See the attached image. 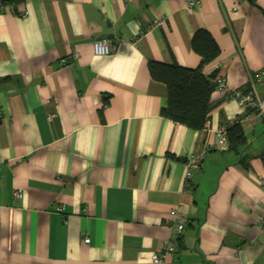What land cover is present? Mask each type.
Listing matches in <instances>:
<instances>
[{"label": "crops", "instance_id": "0c3cea01", "mask_svg": "<svg viewBox=\"0 0 264 264\" xmlns=\"http://www.w3.org/2000/svg\"><path fill=\"white\" fill-rule=\"evenodd\" d=\"M4 6L0 264H151L155 254L164 264H264V117L233 96L264 95V0ZM199 30L219 48L202 75L227 86L212 92L203 131L161 115L167 89L148 71L150 62L197 69ZM100 39L107 56L93 53ZM234 123L244 142L218 150L214 131ZM199 154L184 187L186 162ZM172 210L183 218L178 234Z\"/></svg>", "mask_w": 264, "mask_h": 264}, {"label": "trees", "instance_id": "16d2710c", "mask_svg": "<svg viewBox=\"0 0 264 264\" xmlns=\"http://www.w3.org/2000/svg\"><path fill=\"white\" fill-rule=\"evenodd\" d=\"M191 48L202 59L197 69L189 70L150 62L148 71L153 80L164 83L167 89V106L161 115L192 130L203 131L212 109L210 97L216 85L215 74L204 77L201 70L202 66L218 57L219 48L204 30H199L193 35ZM226 138L229 148L244 142L238 123L226 128Z\"/></svg>", "mask_w": 264, "mask_h": 264}, {"label": "built area", "instance_id": "2783aa9c", "mask_svg": "<svg viewBox=\"0 0 264 264\" xmlns=\"http://www.w3.org/2000/svg\"><path fill=\"white\" fill-rule=\"evenodd\" d=\"M4 1L5 0H0V13L8 12V9H6L4 6ZM198 3L199 2H191L189 3V6L193 8L194 6L198 5ZM26 15H27V12L20 13L21 17H24ZM160 23L161 21L155 20L152 26H158ZM92 49H93V53L95 56H107L110 54L112 50L109 41L106 39H100V40L94 41L92 44ZM73 57L77 58V54H74ZM214 82H215L217 91L219 92L227 91V88H226L227 86L225 85L224 81L219 76H217L214 79ZM256 83L259 84V86L262 88L263 94H264V69L256 72ZM228 96L230 97L229 94ZM233 96L236 99H238L239 103L243 107L248 109L250 112H252L256 116L264 117V95L258 96L255 93H251L248 95H242L240 93H237V94H234ZM226 128H227L226 126H222V127H219L216 131H214L215 132L214 133L215 147L220 151H225L228 148V142L226 139ZM202 155L203 154L191 156L190 159L186 162L187 171H186L185 178H184V185H185L184 187H187V184L192 178V174L200 169ZM169 217H170L168 220L169 227H171L172 230L176 234L180 233L184 228L183 218L180 215H178L175 210L170 211ZM257 226L259 229L264 230V217L258 220ZM174 241H175L174 236L170 237V240H168L166 244L165 250L168 254L172 255L174 252ZM88 242H89L88 238L84 239V243H88ZM150 262L151 264H164V260L162 259V257L156 254L151 256Z\"/></svg>", "mask_w": 264, "mask_h": 264}]
</instances>
